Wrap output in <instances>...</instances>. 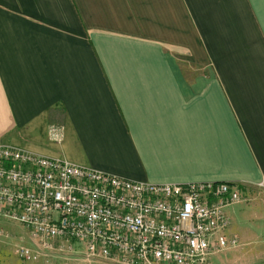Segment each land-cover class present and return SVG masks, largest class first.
Returning a JSON list of instances; mask_svg holds the SVG:
<instances>
[{
	"label": "crops",
	"instance_id": "obj_1",
	"mask_svg": "<svg viewBox=\"0 0 264 264\" xmlns=\"http://www.w3.org/2000/svg\"><path fill=\"white\" fill-rule=\"evenodd\" d=\"M1 144L238 184L248 203L227 213L250 249L209 264H264V0H0Z\"/></svg>",
	"mask_w": 264,
	"mask_h": 264
},
{
	"label": "built area",
	"instance_id": "obj_2",
	"mask_svg": "<svg viewBox=\"0 0 264 264\" xmlns=\"http://www.w3.org/2000/svg\"><path fill=\"white\" fill-rule=\"evenodd\" d=\"M246 200L235 183L144 182L0 145V218L22 227L26 261L76 243L90 264H208L236 244L226 208Z\"/></svg>",
	"mask_w": 264,
	"mask_h": 264
},
{
	"label": "rangeland",
	"instance_id": "obj_3",
	"mask_svg": "<svg viewBox=\"0 0 264 264\" xmlns=\"http://www.w3.org/2000/svg\"><path fill=\"white\" fill-rule=\"evenodd\" d=\"M242 203L246 204L248 202L247 200L241 202V206H242ZM226 212H227V208H226ZM246 222L248 223L249 221L247 220ZM250 225H255V224H253V222L251 221ZM231 226H232V223L226 229L225 235L227 236L228 239H232V238L236 239L237 242L234 245H230L226 249H229L231 247H235L236 249H245V248L250 249V246L246 244V241L237 235L236 230L235 229L231 230ZM22 237L25 238L20 224L8 218H4V217L0 218V256L7 260L14 261L17 259L18 261H24L25 264H35V263L36 264H67V262L68 263L71 262L70 264H74V263L79 264V262H81V259H85L84 250L81 247H79L78 244L74 243L73 244L75 247L74 256L72 255H67V256L63 255V257L56 256V257H52L48 261L45 259V257H41V258H38V260L26 261L25 259L21 258L18 252L19 244L24 242ZM223 251H220V252H217L211 255L209 258V262H211L210 259L213 261L214 258L212 259V257L216 254H219L222 252L220 255L223 256V253H224ZM66 257H69V259H67Z\"/></svg>",
	"mask_w": 264,
	"mask_h": 264
}]
</instances>
